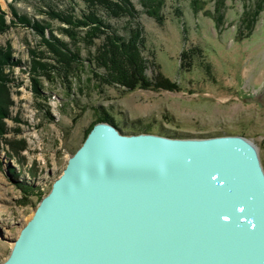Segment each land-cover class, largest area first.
I'll list each match as a JSON object with an SVG mask.
<instances>
[{
    "label": "rangeland",
    "instance_id": "374dc122",
    "mask_svg": "<svg viewBox=\"0 0 264 264\" xmlns=\"http://www.w3.org/2000/svg\"><path fill=\"white\" fill-rule=\"evenodd\" d=\"M191 1L164 0L160 22L132 0L147 78L159 70L176 87L128 89L100 82L104 70L93 57L100 39L93 45L71 39L50 13L80 15L85 0H0V58L6 60L0 70V262L104 112L126 133L243 135L257 146L264 168V9L248 32L241 16L252 0H226L219 26L214 0H199L197 12ZM23 15L31 24L42 22L43 35L17 20ZM127 20L108 21L125 34ZM49 34L65 48L49 43Z\"/></svg>",
    "mask_w": 264,
    "mask_h": 264
},
{
    "label": "water",
    "instance_id": "95a60500",
    "mask_svg": "<svg viewBox=\"0 0 264 264\" xmlns=\"http://www.w3.org/2000/svg\"><path fill=\"white\" fill-rule=\"evenodd\" d=\"M0 264H264L258 148L98 121Z\"/></svg>",
    "mask_w": 264,
    "mask_h": 264
},
{
    "label": "trees",
    "instance_id": "16d2710c",
    "mask_svg": "<svg viewBox=\"0 0 264 264\" xmlns=\"http://www.w3.org/2000/svg\"><path fill=\"white\" fill-rule=\"evenodd\" d=\"M138 1L146 7L147 12L161 22L162 16L159 14V10L164 0ZM225 1L214 0L215 9L213 17L218 26L224 21ZM85 2L87 9L81 12L80 15H76L73 10L65 14L63 10L54 8H51L50 13L53 14V18L66 24V27H61L60 29L71 39L73 37L79 38L90 45H93L96 39H100L93 57L98 66L104 70L102 77L99 78L101 83L118 84L128 89H133L137 86L148 87L151 84L156 88L175 89V84L170 82L159 70L155 72L151 81L145 74L147 65L141 54L144 47V38L142 37V28L139 22L136 21L137 11L134 8L132 0H85ZM191 4L195 12L200 9L199 0H192ZM263 9L264 0H252L250 4L245 6L241 22H244L248 32L253 29ZM14 14L16 15V13ZM2 15L3 12L0 11V17ZM124 17L128 18L127 27L125 34H120L108 20ZM17 20L22 24L30 25L43 35L45 27L41 24L42 22L40 24L37 22L31 24L29 19L24 15L19 16ZM130 20L133 23L132 25L130 24ZM81 30L83 32L82 36L79 35ZM47 41L65 48L63 40L56 38L54 35L49 34ZM186 57L183 67L189 69L192 60L187 55ZM5 61L0 58V70L1 65ZM1 78L2 76L0 75V80L2 81ZM101 120L115 124L113 117L105 112L100 116L99 121ZM115 125L118 126L117 124Z\"/></svg>",
    "mask_w": 264,
    "mask_h": 264
},
{
    "label": "bare ground",
    "instance_id": "6f19581e",
    "mask_svg": "<svg viewBox=\"0 0 264 264\" xmlns=\"http://www.w3.org/2000/svg\"><path fill=\"white\" fill-rule=\"evenodd\" d=\"M30 217H31V216H30ZM30 217H29V218H30ZM29 218H28V219H29ZM28 219H27V220H28Z\"/></svg>",
    "mask_w": 264,
    "mask_h": 264
}]
</instances>
